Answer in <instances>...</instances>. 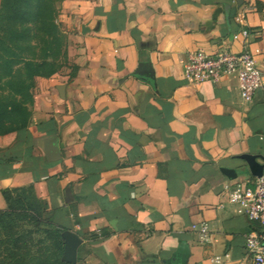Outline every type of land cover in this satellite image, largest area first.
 <instances>
[{
	"label": "crops",
	"instance_id": "crops-1",
	"mask_svg": "<svg viewBox=\"0 0 264 264\" xmlns=\"http://www.w3.org/2000/svg\"><path fill=\"white\" fill-rule=\"evenodd\" d=\"M57 21L69 62L36 77L29 125L0 135V208L3 190L34 185L86 264H252L256 223L226 185L256 181L242 155L264 157V91L245 100L233 75L195 85L185 64L248 47L264 71V0H62Z\"/></svg>",
	"mask_w": 264,
	"mask_h": 264
},
{
	"label": "trees",
	"instance_id": "trees-1",
	"mask_svg": "<svg viewBox=\"0 0 264 264\" xmlns=\"http://www.w3.org/2000/svg\"><path fill=\"white\" fill-rule=\"evenodd\" d=\"M61 2L1 1L0 135L29 125L36 77H50L69 62L67 36L57 21ZM2 194L9 208L0 211V264H86L81 257L76 263L63 260L65 228L42 219L41 212L51 209L34 185Z\"/></svg>",
	"mask_w": 264,
	"mask_h": 264
},
{
	"label": "built area",
	"instance_id": "built-area-1",
	"mask_svg": "<svg viewBox=\"0 0 264 264\" xmlns=\"http://www.w3.org/2000/svg\"><path fill=\"white\" fill-rule=\"evenodd\" d=\"M249 35L248 29H242L233 38L247 40ZM231 75L237 77L242 97L247 101H251L257 91H264V71L248 47L240 52L222 49L216 53L198 49L189 54L185 64V77L195 85L204 81L220 82ZM226 188L229 200L238 207V211L256 223L247 235L246 247L252 264H264V173L256 178L254 184L238 182L234 185L228 184ZM194 228L202 238H207L208 223L203 222ZM214 264L223 262L220 257H216Z\"/></svg>",
	"mask_w": 264,
	"mask_h": 264
},
{
	"label": "water",
	"instance_id": "water-1",
	"mask_svg": "<svg viewBox=\"0 0 264 264\" xmlns=\"http://www.w3.org/2000/svg\"><path fill=\"white\" fill-rule=\"evenodd\" d=\"M137 76L141 77L143 80H147L155 85V75L154 71L149 63H142L140 69L137 72ZM144 76V77H143ZM45 153L50 161H56L61 157V150L59 147L58 136L53 135L45 139ZM244 158L252 172L253 175L260 177L264 173V157L257 154H243ZM261 158L263 163H260L257 159ZM234 170L229 169L227 171L228 175L231 176V172ZM65 241V251L63 255V260L68 263H76L78 261V253L81 244L83 243V238L80 237L78 233L71 230H65L62 234Z\"/></svg>",
	"mask_w": 264,
	"mask_h": 264
},
{
	"label": "rangeland",
	"instance_id": "rangeland-1",
	"mask_svg": "<svg viewBox=\"0 0 264 264\" xmlns=\"http://www.w3.org/2000/svg\"><path fill=\"white\" fill-rule=\"evenodd\" d=\"M61 71H66L64 68H62V69H60L58 72H61ZM17 194H19V192H14L13 193V195L14 196H16ZM3 195V194H2ZM39 197V196H38ZM2 200H3V206H2V208H0V211H5V210H7L8 208H9V205H8V203H7V201H6V199H5V197L4 196H2ZM41 202L43 203V204H48V202L46 201V200H44V199H42L41 198ZM40 202V203H41ZM42 209H44L43 207H42ZM41 217H43L42 219H48L49 218V212H47V213H44V212H41ZM83 263H85V261L84 260H81ZM78 262V261H77Z\"/></svg>",
	"mask_w": 264,
	"mask_h": 264
}]
</instances>
